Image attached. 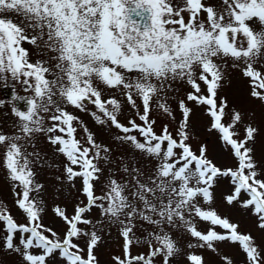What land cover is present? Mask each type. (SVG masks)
<instances>
[{"label": "snow or ice", "instance_id": "1", "mask_svg": "<svg viewBox=\"0 0 264 264\" xmlns=\"http://www.w3.org/2000/svg\"><path fill=\"white\" fill-rule=\"evenodd\" d=\"M24 44L43 58L32 61ZM227 68L248 79L250 96L264 105V0H0V81L10 76L30 93L0 100V107L12 105L15 118L11 133L0 131V168L25 218L17 222L0 204V247L21 264H99L98 233L114 228L122 255L113 264H156L157 258L172 264L181 233L195 240L189 249L216 253L225 242L239 247L245 264H264V249L253 236L211 207L215 185L227 178L225 203L252 216L264 233V170L252 146L259 129L247 125L241 136V113L226 112L227 101L218 97ZM176 82L192 89L186 100L204 107L208 131L218 134L233 167L215 164L204 145L193 151L192 109L184 99L178 101L182 118L175 133L167 124L154 130L153 106L176 119L167 100ZM125 104L135 114L126 124L120 120ZM70 108L116 129L115 139L151 166L121 163L102 182L100 162L110 163L111 149L98 144ZM76 125L86 134L83 143ZM40 135L65 158V179L72 186L79 179L85 198L72 215L59 205L52 209L65 226L62 236L42 222L44 186L33 171L40 155L28 151ZM140 246L147 251L133 254ZM186 259L204 264L198 254Z\"/></svg>", "mask_w": 264, "mask_h": 264}, {"label": "rangeland", "instance_id": "2", "mask_svg": "<svg viewBox=\"0 0 264 264\" xmlns=\"http://www.w3.org/2000/svg\"><path fill=\"white\" fill-rule=\"evenodd\" d=\"M211 2L218 4L219 0H211ZM24 47L29 49L32 61L43 58L42 56L38 57L36 50L28 44H24ZM4 82L0 81V100L10 101V98L5 97L1 92V86ZM13 87L17 94H30L25 93L21 85L15 81L13 82ZM201 87L203 89L205 86L201 84ZM173 88L174 91L170 92L167 100L176 119L171 120L166 116H162L158 111H155V106H153L154 111L150 118L156 121L154 130L159 133L162 127L167 124L169 131L173 134L175 133L177 122L182 118L178 110V101L184 99L186 105L192 109L190 116V139L188 143L191 145L193 151H197L201 145H204L207 148V157L215 164L221 168L233 167V159L222 148L218 140V134L215 131H208L209 118L204 115V107L197 106L195 103L186 100L187 93L192 91V89L183 82H176ZM105 95H108V93H105ZM218 97H222L227 101L228 109L226 112L230 113L232 110H236L241 113L243 125L238 126L241 136L243 135L244 127L247 125L259 129V135H257L255 143L252 146L254 148L255 161L259 169L264 170V105L250 96L248 79L243 78L238 70L232 68L225 69V77L221 83V87L218 89ZM121 100L123 102V98ZM11 107L12 105L8 103L0 107V131L4 133H11L12 125L15 123V118L11 114ZM88 108L90 111L94 110L91 105H88ZM69 111L79 117V120L93 134L98 144L107 145L111 149L109 153L110 163L100 162V167L105 170L104 175L101 177L102 182L105 181L109 170L119 169L121 163L128 164L130 161H134L145 170L151 166L146 160L138 154H133L126 145L121 144L115 139V136L118 135L116 129L95 123L88 111H78L72 108ZM134 115L125 104L120 120L126 124L127 118ZM227 119L228 117L226 116ZM137 123H139L138 120ZM76 127L77 138L81 139L83 143L86 134L79 125H76ZM28 151H36L40 155V159L34 165L33 171L36 173L35 180L44 186L43 200L45 202V213L42 216V222L62 236L65 226L55 216L52 209L59 205L66 209L69 215H72L74 207L85 199L78 191L81 187L80 181L77 179L73 182L74 186H72L65 179L64 165L66 160L61 154L56 152L55 147L50 145L43 135H40L39 139L35 141V149L29 147ZM96 189L97 194H100L102 183H98ZM229 192L228 179L221 178L214 187V204L211 207L222 217H228L231 222L237 223L241 233H250L254 238L255 244L264 249V233L256 229L254 218L246 214L239 207H231L225 203L223 197ZM0 204L7 207L17 222H25L22 212L14 204L12 182L8 179L3 168H0ZM97 215V210L93 209L91 217L95 218ZM206 227L207 225L204 223L198 225L200 230H204ZM98 234L102 236L100 243L94 249L98 262L99 264H113L112 258L122 255L121 239L114 228L111 229L110 234L107 229L103 234ZM3 235L4 233L0 231V237H3ZM180 236H183L182 239H179L180 254L172 260V264H188L186 256L189 253L201 255L204 259V264H226L223 257L229 258L232 264H245V255L236 245L220 242L217 252L213 253L207 249L187 248V243H195V240L189 241V238L184 236L183 233ZM0 243H2V240H0ZM81 247H84V241H81ZM146 251L147 248L145 246L133 248V254ZM0 264H21V261L18 255L0 247ZM156 264H159L158 258Z\"/></svg>", "mask_w": 264, "mask_h": 264}, {"label": "flooded vegetation", "instance_id": "3", "mask_svg": "<svg viewBox=\"0 0 264 264\" xmlns=\"http://www.w3.org/2000/svg\"><path fill=\"white\" fill-rule=\"evenodd\" d=\"M13 82L14 81L11 79V77H9L8 80H6L4 82V84L1 86V92H2V94L5 97L10 98V99H11L13 93L15 92L14 87H13ZM18 95H20V93Z\"/></svg>", "mask_w": 264, "mask_h": 264}, {"label": "water", "instance_id": "4", "mask_svg": "<svg viewBox=\"0 0 264 264\" xmlns=\"http://www.w3.org/2000/svg\"><path fill=\"white\" fill-rule=\"evenodd\" d=\"M21 108H23L24 107V105L23 104H21V106H20Z\"/></svg>", "mask_w": 264, "mask_h": 264}]
</instances>
